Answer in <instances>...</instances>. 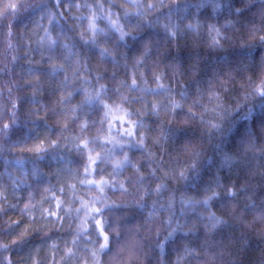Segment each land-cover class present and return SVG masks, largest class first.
<instances>
[{
    "label": "clouds",
    "instance_id": "1",
    "mask_svg": "<svg viewBox=\"0 0 264 264\" xmlns=\"http://www.w3.org/2000/svg\"><path fill=\"white\" fill-rule=\"evenodd\" d=\"M0 264H264V0H0Z\"/></svg>",
    "mask_w": 264,
    "mask_h": 264
}]
</instances>
